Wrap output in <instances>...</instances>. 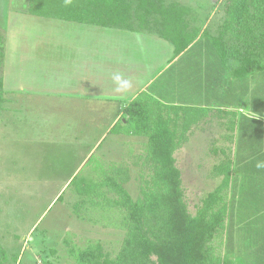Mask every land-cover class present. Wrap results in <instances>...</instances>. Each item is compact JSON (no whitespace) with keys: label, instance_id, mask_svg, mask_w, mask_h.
<instances>
[{"label":"rangeland","instance_id":"rangeland-1","mask_svg":"<svg viewBox=\"0 0 264 264\" xmlns=\"http://www.w3.org/2000/svg\"><path fill=\"white\" fill-rule=\"evenodd\" d=\"M181 1L194 7L199 3L208 6L215 2ZM27 2L0 0V19L3 16L0 31L9 35L3 70L9 88L16 89L18 84H23L33 93L36 87L41 91H59L68 84L66 73L73 71L67 69L70 62L85 60L89 62L83 66H88L90 71L115 63L114 67L124 81L126 69H132L135 63L154 60L156 64L164 57L158 47L164 44L148 32L141 33L143 41H140L136 33L128 30L36 17L26 12ZM176 74L177 66L168 71L158 85L171 80L170 89L175 84ZM88 77L93 81L92 75ZM106 89H110L108 83L98 86L94 92L107 94ZM157 89L158 86L155 92ZM54 92L52 96L46 92L36 98L35 93L7 91V97L13 102L4 105L8 109L5 108L0 117V250L4 249L8 257L6 264L13 261L14 255H18L16 264H77L69 253L70 247L79 249L90 242L101 241L106 251L115 254L124 236V230L115 225V220L107 221L99 213L88 212L80 217L74 210L73 204L80 197L76 192L77 183L69 185L68 179L74 176L79 162L94 146L100 131L91 128L86 133L75 125L68 129L69 113L84 105ZM88 103L94 111L118 108V103L104 102L105 106L95 101ZM106 122H103L105 127ZM101 124L99 120V126ZM116 137V134H110L95 150L81 176L96 177L98 173L94 168L100 165L102 153L114 145ZM126 137L121 138V145L115 143L117 153L105 158L104 166H128L130 179L125 186L133 197H137L140 175L148 173L140 162L135 163L136 157L144 154L145 138ZM202 143L205 146H189L175 153L192 213L196 212L207 192L217 186L213 167L219 163V157L225 155L221 148H215L217 144L209 145L207 140Z\"/></svg>","mask_w":264,"mask_h":264},{"label":"trees","instance_id":"trees-1","mask_svg":"<svg viewBox=\"0 0 264 264\" xmlns=\"http://www.w3.org/2000/svg\"><path fill=\"white\" fill-rule=\"evenodd\" d=\"M211 6H218L217 13L221 14L214 32L209 27L203 29L204 20L197 18V8L181 0H28L26 12L42 18L153 33L171 43L175 58L201 47L206 59L236 60L234 78L264 71V0H215ZM6 42L0 31V115L7 101L1 74ZM236 103L234 107H239ZM229 110L234 115L238 112ZM207 111L178 104L162 92L155 93L151 86L128 101L111 132L145 138L144 154L137 156L135 163L140 162L148 173L140 175L137 197L125 186L130 179L128 166L100 164L94 168L98 173L95 178L81 176L82 170L74 175L69 185L77 183L80 198L73 207L78 216L99 213L124 230L115 254L106 251L101 241L79 249L70 247L77 264H239L222 251L226 222L234 218L230 211L233 201L227 200V192L235 182L239 163L229 159L215 164L212 174L222 180L192 213L175 157ZM0 253V264H6L5 250ZM17 260L18 255H14L9 264Z\"/></svg>","mask_w":264,"mask_h":264},{"label":"crops","instance_id":"crops-1","mask_svg":"<svg viewBox=\"0 0 264 264\" xmlns=\"http://www.w3.org/2000/svg\"><path fill=\"white\" fill-rule=\"evenodd\" d=\"M199 4L195 7L198 11L197 18L204 20L203 29L209 27L213 32L216 31L221 19V14L217 13L219 5L212 9L211 5L201 4L203 6L199 7ZM134 33L137 34L140 41H143L142 32ZM4 34L8 42L9 35L7 32ZM150 34L159 38L157 42L164 44L165 47L158 46L161 50L159 52L164 53V57L160 61L157 60L156 64H154V60L135 63L132 69H126L127 76L125 77L127 79L124 81L121 80L122 75L118 69L114 67L115 63L107 64L96 71L93 69L90 71L88 66H83L89 62L85 60L86 62L71 61L68 66L66 64L67 69L73 71L66 73L68 84H65L64 89L54 92L43 89L41 91L36 87V92H34L36 98L40 95L44 96L42 94L46 95V92L52 96L54 92L63 94L70 101L76 100V102L83 103L84 106H80L81 109L76 108L69 113L71 118L67 123L68 129L75 125V128L86 133H89L91 128L100 131L94 146L84 154L73 175L84 169L89 159L95 155V150L102 146L110 134L117 135L114 140L117 145H121L122 137H131V135L120 132L113 133L111 129L122 118L123 108L128 101L136 97L142 90L151 86V89L155 91L158 86L157 93L162 92L168 99L178 104L207 108L208 111L203 119L192 127L188 141L176 152L189 146H205L202 142L207 140L209 145L210 143H213V146L217 144L215 148H221L222 153H225L219 157V162L233 159L235 163H239L240 169L235 175V182L227 192V200L233 201L230 211L233 212L234 218L226 222L222 251L229 254L239 264H264V71L247 78H234L232 67L238 64L236 60H220L214 57L206 59L201 47L175 58L171 43L168 44L166 40L156 34ZM7 42L5 63L1 71L6 91L7 101L4 104L6 106L9 101L13 102L11 98L7 97V91L8 93L34 94L23 84H18L16 89L7 86L3 73L7 59ZM169 52H171L170 55ZM191 52L194 53L190 54ZM105 61L111 62L109 59H105ZM175 66H177L176 79L173 80L175 84L173 83L170 89L168 86L172 83L171 80H164L158 85L160 80L166 77L168 71ZM89 75L94 77L93 81L88 80ZM107 83L110 89L106 90L109 93L95 94L94 91L98 89V86ZM169 93L171 95H168ZM94 101L100 102L102 106H105L104 102L107 104L118 103V108L110 111H101L97 108L94 111L90 109L88 103ZM236 102L240 103L239 107H234ZM5 108V110L8 109ZM233 108L238 111L236 115L227 112ZM98 111H100V115ZM99 120L102 123L100 126ZM73 121L75 124L72 123ZM105 121H107L106 127L103 124ZM115 143L102 153L100 164L104 165L107 161L105 158L117 153ZM73 177L71 176L68 181H71ZM221 178L214 176V179L218 180L217 186L220 184ZM235 193L239 195L236 196Z\"/></svg>","mask_w":264,"mask_h":264}]
</instances>
